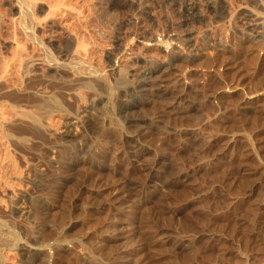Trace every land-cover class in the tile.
<instances>
[{"label": "rangeland", "instance_id": "1", "mask_svg": "<svg viewBox=\"0 0 264 264\" xmlns=\"http://www.w3.org/2000/svg\"><path fill=\"white\" fill-rule=\"evenodd\" d=\"M10 1L9 0H6V1L2 0V2L0 1V3L2 4L0 6L1 7L0 13L2 12L3 16L1 14L0 15L3 18H5L6 16L7 20L6 19L4 20L6 22L8 21V24L10 23L8 25L9 29L7 27H4L3 30H0V64L4 65V67L0 66V70L3 67L2 71H4V72H0V74L2 73L1 75H3V73H5V71L8 70L7 74L5 73V77L0 76V81H2L1 82L2 84L0 83V95L2 94L0 96L1 97L0 101L2 100L0 102V107L3 108L4 105L7 106L5 107L6 109L3 108L5 111L0 108V112L1 110H3L1 113L2 115L0 114L1 115L0 120L3 121V119L5 118L7 114L6 118L8 119V122L10 123V125H13V126H9V123H7V119H4L3 121L7 125L3 124V122H0V124H2L0 125V127L3 126L2 128L7 129V131L6 129L4 131V129L2 130L0 128V136H1L0 137V158L4 157V160L7 162L6 163L3 160V162H5L3 163L2 162L3 158H1L0 160L1 161L0 169H2L0 171L6 170L5 172L3 171L0 176L2 177V180L0 178V181L3 183L2 185V183L0 182V219L1 217H3L2 220H5L8 218L7 220L8 224L10 222L9 219H12L10 224H12V222H13V226L17 224V226L14 228L15 229L18 228L16 229V231L18 232L17 237L19 238V240L21 239L23 240L21 242L28 243L29 245L30 243L35 244L36 242L41 243V244L42 243L46 244L48 242V244H52L53 241L54 243H56V244L53 243L56 247L59 246L60 244V246L58 247L60 248L59 249L60 255L58 256L59 258L57 260V263L55 264H264V41H263L264 39L261 40L262 42L261 41L255 42L254 40H250L246 38L241 33V30H244L246 28V25H245V22H247L246 13H248L250 9L251 10L255 9V11H258L260 13L262 11L264 13V8H263L264 6L261 4V0H224V1L214 0L216 1V3L220 2V3H217L218 6L220 7L222 6V10L224 12L221 15L216 14L215 12L212 11L213 9L208 7V2H207L208 0H193L197 8L201 6V8L204 9L205 7L203 11L204 13H203V16L200 15V16L194 17L190 15L188 18H186V13H185L186 10L184 8L185 3L183 2L184 0L183 1L182 0H152V1L149 0V2L148 0L147 1L141 0L142 2L144 1L145 5L146 3H149L147 4V7H149L150 12H148V14L146 13L147 15L143 14L145 12H140L141 10L139 8L138 9L136 8L137 7L136 3H131L129 0H97V1L85 0V1H88L87 3L84 0H80V2L79 0L77 1L74 0L77 3L75 5L74 2L72 1L71 8L74 11L76 9L78 10L79 8H81L80 10L82 9L84 10V11L82 10L81 12H78V11L75 12L76 14L78 13L80 14V18L78 17L79 16L78 14L77 18H75L76 21L74 20L75 14H74V11H72V9L69 7L70 3L69 4L66 3L67 8L69 7V10L66 9L67 11L65 10L66 5H62L61 7L62 9L60 8L59 10L56 11L57 13L58 11H61L60 12L61 14L56 13L55 15L56 21L54 23L55 26L54 25H53L54 27L47 26L48 29L45 26H42V28L44 27V31L46 32V34H43L44 31H42L41 30L42 28H40L33 35V38H35L36 40L38 38L40 39L41 37V42L39 40L38 42H40L41 44L44 43L42 44L43 46H41V44L38 43L36 40H33V42L36 41V44L35 42L33 44L32 39L31 41L29 39L32 37H29L24 30L23 31L25 33L22 30L18 32L20 28H18L19 30L18 29L14 30L13 28L14 26L12 23L14 21V18L16 17L18 18L19 11H18V8H16V5L12 3L13 1L12 2ZM38 1L39 2L36 7L35 14L38 15V16L36 15L38 19L40 18L42 20V18H44L45 20L46 16L48 18V16L51 15L50 12L48 11L50 9V5L55 4L54 2H57V1L56 0L55 1L54 0H42V1L38 0ZM82 1H83V4L80 5L79 3H81ZM91 1L94 4L93 3L91 4ZM100 1L102 4L99 3ZM66 2H70V0H66ZM85 3L86 5H84ZM198 4L199 6H197ZM74 5H75V9L73 8ZM91 5H94L95 7ZM107 5L108 7H106ZM77 6L79 7L76 8ZM80 6H82L83 8ZM48 7L49 9H47ZM96 7H98V9ZM105 7L106 9H104ZM91 8L92 9L96 8V10H92ZM260 9L262 10L260 11ZM64 10L65 12H63L64 14L63 15L62 11ZM105 10H106V13L104 12ZM107 11H109L108 13L112 18L107 14ZM151 12H153L154 15ZM194 12H197V10L195 9ZM88 13H90L92 17L89 16L90 14L88 15ZM92 13H94V15H92ZM98 13L100 14L102 13V14L100 15ZM85 14L87 16H85ZM139 14L141 16H139ZM155 14L158 17V21H156L157 17ZM95 15H97L98 19H96L97 17ZM105 15L107 19H105ZM87 17L90 20H88ZM99 17L101 19L104 18L103 20L105 22L103 20H100ZM108 17L109 19L110 18L112 19V22H111V19L110 20L108 19ZM152 17H155V18H152ZM78 18L82 20H79ZM93 18L95 20H93ZM204 18L207 23L209 21L210 22L212 21V22L211 23L209 22V24H207L205 20H203ZM8 19H10V22ZM96 20H100V21H96ZM108 20L110 21L109 23H108ZM85 21H87V23ZM243 21L245 22L243 23ZM74 22H76L78 25L76 26V23L74 25ZM103 22L109 25H111L110 23H112V25L107 26V24H104L105 26H103ZM71 23L73 24V27H72L73 29L77 27L75 33L81 32L85 34L86 37L87 36L92 37L91 38L92 40H90L87 37L88 41L89 40L91 41L90 43H92V41L95 42V40L97 43L99 41L98 45L96 44V46H95L96 42L92 43L93 47L89 44L92 49H90L88 46L87 47L89 50H91V53L93 54L94 57L97 55L95 57V60L94 58L93 60L102 62V64L100 63L101 65L100 64L97 65L99 62H94L92 60L95 66L101 67L100 69L104 68L105 66V70L104 69L102 70L106 72L108 70L107 73L109 77L111 76V72L113 71L112 68L114 67V65L112 64V61H113L112 57L108 53L114 52L115 55L119 58L118 61H120L121 64L125 63V61L129 58L132 61L134 60V62H136L138 60V52H139L137 51V48L141 46V43L139 42V40L143 38L141 37V34L142 36H144V38H146L145 36H147L148 37L147 39L150 40L154 38L153 35H158L160 33L159 36L162 37V39L164 40L168 39V41H170L176 36L177 32H180L182 30L184 31V29L187 28V26L188 27L194 26L193 29L196 30L197 32L206 31V33L208 34L207 37L210 35L208 39H206L207 38L206 37L203 41L202 39H200L201 37L200 38L198 37V41H200L201 43L202 42L205 43V45L204 43L202 44L200 43L202 45V50L201 49H199L198 51L196 50L197 52H199L198 54L194 50H192L193 52L191 51L190 53V49L188 50V47H187V51H189V53L186 52L184 55L185 57L183 56L182 58L178 59L176 63L177 64L176 68L174 67L168 72H165L167 70H165L164 68H161L160 70L153 72L152 76L154 77L150 78L149 87L150 89H152V91L150 90L149 92L151 93V96L147 95L143 98L144 105H145L144 107L145 110L144 109L143 110L145 114L142 111L140 116L148 115V117L150 116L151 118L155 120L157 119L161 128L162 129L164 128L163 130L166 129L164 131L165 134H163L164 136L163 135L161 136V134L150 132L151 134L149 133L148 136L145 138V140L138 139L137 136H135V133L132 132L133 123L131 124V121L129 122L122 121L121 123L119 120V124L115 123V121L118 120V116H119L117 109H115V112L112 111V113L114 112L113 114L111 113L113 118L115 117L117 118L114 120V123L113 122L112 124L109 123L111 126L115 124L113 128H111V126L109 125L108 126L110 128L107 125H105L106 123V120H105L104 122L105 127H108L110 130L112 129L111 131L114 133L119 132L118 133L119 135L121 132V134L123 133V135H120V138H119L120 141L118 140L116 143H114L117 145L113 144L114 146H112L111 148L113 153H116L114 154L116 156L114 159L115 161H114V164L112 165L113 167L112 166L108 167L109 165L108 164L106 168L103 170V177L105 179L101 181L102 182L101 185L99 184L89 185L90 188L91 186H94L96 190L93 189V187L91 189H86L85 183L87 182H84L83 178L81 177H77L74 174H70L72 171H70L69 174H62V175L60 174L59 176L56 173L55 167H53L57 164V161H58L57 159H59L62 155H71L74 157L78 156L77 158L79 159H82V158L84 159V157H86L84 156L86 155L84 152L86 140H84L85 136L82 134L84 130V125H82L80 120L82 121L83 119H86V118L88 119L89 114L83 111L84 109L83 107L87 105L88 107H93L94 110L97 111V112L95 111V113L90 116L93 117V119L95 120L94 121L92 119V122L97 124L96 126L99 125V128L102 127L101 125L103 124V122L101 123V121H103L102 114L107 115V117L110 116V114H106L105 108H99L98 105L95 102H93L92 99H91V104H90V97L87 96V93H86L87 90L86 91L83 90L84 96L81 100L82 101L81 105L83 107L81 111H78V114H80L81 117L78 116L80 117L79 121L78 119L74 118L76 120L73 119V121L74 122L77 121V122L73 123L69 127L65 125L66 124L65 118H67L66 116L64 117L65 114L64 113L60 114L59 112H57L58 114L56 113L53 114L55 118L52 117L53 115L50 117H46L47 120L46 118H44L43 121L45 124L43 123V121H42V124L45 125V128L41 124V125H38V127L41 126L44 129L39 128L38 130L37 129L38 127L35 128L37 125L36 126L33 125L34 122L32 120H29L31 118H28L27 116H25V118L27 117V119L24 120L25 118L21 115L22 116L21 118L22 119L24 118L23 119L24 121H21L22 119L18 118V121H20L18 122L17 119L13 118V117L17 118L18 114L16 116L13 113L15 112L14 109L10 108L12 103L16 101L19 102L18 96H20V98L23 97V99L22 98L20 99V102L24 103V107H25L23 108V104L21 105L19 104L20 108L27 109L29 107L28 108L29 111L32 108L30 111L31 112L30 114H32L34 113L33 110L35 107L28 105V104H31V100H28V97L29 99L33 100V96H32L33 94L31 93V94H28L29 96L27 95V93H30L29 89L26 93H24V95L20 94L22 93L20 91L27 90L25 89L26 87H29L30 91H32L34 88L36 89L38 88V86L42 87L43 85H44L43 86L44 88L45 87L48 88V91L52 90L55 87L54 83L46 82L47 83L46 84L44 80L43 82L40 79L39 75L36 76L35 73L37 72H35L34 69H33L34 70L33 76L35 75L36 78L32 77L31 76L32 75L31 72L33 71L31 70L32 68H30L29 69L30 71H28L25 68L26 64H24L22 62L23 60L21 59L22 57L25 60L29 58V57H24L26 56L27 52L33 55L34 53L39 54L40 51L42 53L46 51L45 53L42 54V55H45L47 53V49L49 48L52 52L48 51V53L49 52H51V54L53 53V56L55 54V57L59 61L61 59H62L61 61H63L64 57L61 55L62 53H60V51L62 52V50H64L67 46H68L67 48H70L72 46L69 43V40H67L69 38L66 39L65 37V33L67 37H69L73 33L72 32L73 29L71 28ZM88 23H90V25ZM92 23H93L92 26L94 28L91 26ZM97 23L98 25H95ZM99 23H101L102 28ZM83 24H84V27L86 26L85 27L86 31L83 28ZM154 25L156 26L154 27ZM209 26H210V29H209ZM217 26L221 29L218 30ZM110 27H112L113 29ZM206 27H208L209 30L204 29ZM156 28H158L157 32H159L157 34L156 32H154V29ZM240 28L242 29L239 30ZM106 29L110 30V32H107L108 30ZM152 29H153V32H152ZM100 30H103V31L105 30V31L103 33ZM2 31H4L6 34H4V32ZM15 31L21 34V35L18 34V36H21V37H16L17 34H15L16 33ZM69 31H71V33ZM99 31L103 34L101 35ZM139 31L141 33H139ZM149 31H151L152 34ZM216 31H218L219 33L222 32L223 33L221 34L222 36ZM68 32H69V35H68ZM88 32L92 34L90 35V33ZM97 32L99 33L97 34ZM105 32L109 35H111L112 32L113 33L111 36H109V35H105L106 34ZM7 33L10 35H7ZM93 33L94 34L96 33V36L101 35V37H104L105 35L106 39L101 38V37L98 38L96 36H95L96 37L95 39ZM107 36L110 38L111 37L113 38L110 39ZM26 38L28 39L26 40ZM219 39H222V41L220 42ZM19 42H22L20 44L22 48H23L22 45H24L25 47L23 48L24 52L23 50H21L22 48L20 47ZM110 42H112L111 45H110ZM220 43L222 46H220ZM16 44L17 46H15ZM121 44L124 45V47ZM125 44L127 46H125ZM33 45L38 46V47L35 48ZM44 45L45 47L47 45V48H44ZM107 45L109 46V48L111 47L110 50L107 49L108 48ZM116 45H119V46H116ZM105 46L107 48H105ZM39 47L40 49L41 47H43L44 50L43 51L40 50ZM100 47H101V50H100ZM112 47L114 49H112ZM122 47L125 48L126 50L122 49ZM133 48L134 50H136L133 52L134 53L137 52V53L132 55V51L129 49L133 50ZM36 49L39 51L35 52ZM143 49L144 51L140 49L142 53L144 52L148 55L152 54L153 55L152 62L154 61L155 63L157 62L156 65L155 63H152L153 67L159 65L160 63L159 61H161V59L159 58L160 57L163 58V55L165 54V52L161 48L159 49L155 48V49H149V50H146L145 48ZM93 50L95 51L93 52ZM97 50L99 51L97 52ZM116 50L120 51L121 53ZM127 50H128V53H126ZM150 50L152 52H150ZM153 50L154 52L155 51L156 52L154 53ZM25 51L27 52L25 53ZM100 51L101 52L103 51L104 54L103 52L101 53ZM130 51H131L132 57L127 56L128 58H126V55L129 54L130 56ZM141 52H139V54ZM154 54L155 56H157L156 58L158 57L159 58L154 60L155 59ZM191 54L194 56H192ZM40 55L41 53L39 54V57ZM42 55L41 57H43ZM107 55L109 56L107 57ZM122 55L125 57V59ZM28 56H31V55L29 54ZM57 56H60L59 57L60 59ZM97 58L99 60H96ZM4 59L6 60V62H9V64L5 63L9 67L8 69L6 68V65L4 64L5 62ZM20 62H22V64L24 65H22ZM20 64L22 65V67L24 66L25 70H27V71L24 70L25 72H27L25 74L27 75L31 74L30 75L31 77H28L29 75L27 77L22 76V74H24L23 73L24 68H22ZM4 69H7V70H4ZM65 75H67V77L65 76L66 78L73 77L71 76L72 75L71 72H68V71H66ZM27 79L29 82L27 81ZM29 79H31L32 81ZM39 80L42 83L41 85H39L40 84ZM14 81H15V84H14ZM20 81L21 83H23L22 85L21 83H19ZM25 81H27V83ZM16 83H17V86H16ZM18 84L21 86L18 87ZM50 84L52 86H50ZM12 86L13 87L15 86V87L12 88ZM161 87H164L165 89L166 87H168V90L166 89L167 90V94L165 95L166 97L157 95V92L158 90L161 89ZM19 88H21V90ZM8 89L12 90L11 96L13 99L11 98V96H9L10 92H8V94L7 92L4 93L5 91H9ZM3 90L5 91L3 92ZM44 90H47V89H44ZM14 91L15 92L17 91V92L15 93ZM3 94L8 95L9 97L7 96L4 98V96L6 95H3ZM15 94H17V96H15ZM181 95H184L185 97L184 96L181 97ZM2 96H3V99H2ZM13 96L17 97V99ZM148 96L150 97V100ZM156 96H158V98ZM146 97L148 98L147 100H146ZM175 98H178V99H175ZM4 99L6 101H4ZM7 100L8 101L13 100V102L11 101L8 102ZM83 101H85L87 104ZM7 102L10 104V106ZM191 103L193 104V106L190 105ZM194 104H197V105H194ZM190 107H192L193 109ZM7 108L8 109L10 108L11 110L9 109V112H8ZM98 109H101V110H98ZM101 111H102V114H101ZM103 111L105 113H103ZM75 112L76 111H74V113ZM3 113L5 114V116L3 115ZM8 113H10L11 116L14 114L12 118H10L11 116H9ZM98 115L100 116V118H98L99 117ZM2 116H4V118H2ZM95 116L97 118H95ZM104 116L103 118L106 117ZM137 116L139 117V115ZM9 118H10V121H9ZM50 119L51 121H53L52 124H50L51 122L49 121ZM11 120L13 121L15 120V121L12 122ZM47 121L49 123H46ZM17 122L20 125H18ZM32 125L34 128L32 127ZM48 125H50V127H48ZM164 125L167 128H165ZM9 127L10 129H8ZM31 128L33 129L32 131H31ZM68 128L69 129L73 128L72 133H74L77 130L75 132L76 134L74 133L76 135L75 137L74 136L70 137L66 135L65 130ZM174 128L176 129L178 128L177 130L179 131L181 130L183 132V135L181 136V138L179 137L180 138L179 141L178 139H173V138L170 139L168 136L166 138V135L171 133L170 131L176 130ZM34 129H35V135L33 133ZM36 129L40 132L41 130H43L42 134L40 135V133H38ZM11 130H12V134H11ZM20 130H21V133H23L24 131L22 135L20 134ZM44 130L45 131L47 130L49 132L46 131L47 132L46 133ZM124 130L126 131V133ZM8 132L12 136H14L13 134H15L14 136L15 138H17L16 136H18V138L19 136L20 137L25 136L27 140H25V138L21 140L22 139L21 137L19 138L21 140L20 141L21 143H20L18 138L14 140V138L10 135L11 139L13 138V140H11ZM25 132H26V135H25ZM44 132L46 133L45 139L41 138L42 135H45ZM48 133L50 136L48 135ZM52 133L54 135L53 137L55 138V140L52 137ZM80 134H82L84 137L81 138L82 135ZM37 135L38 137L40 136L41 137L38 139V137L36 138ZM8 136L11 141L6 139L8 138ZM30 136L32 137L30 138ZM61 136H64V138ZM121 137H122V141H121ZM134 137L136 138V140H134L135 139ZM32 138H34V141L38 139L39 140V141L37 140L38 143L37 142L33 143V140L31 141ZM165 138L166 140H164ZM61 139L63 140L64 143L61 141ZM70 139H73V140H70ZM24 140L27 141L28 146L30 145L29 147H31V149H29L26 143H24L25 142ZM53 140L56 142L52 143ZM161 141L162 143H165L166 145L164 147L166 149H163V151H161L162 149H158ZM69 142H71L70 144L71 147H69L70 146ZM8 144H10L9 147H8ZM12 144L13 146L11 147ZM15 144L17 145L19 144V145L17 146ZM58 144H60L61 147L60 145L58 146ZM38 145L39 147H41V149L40 148L39 149L42 152L38 150ZM52 146H54V148ZM10 147L12 148V150ZM13 147L16 149H13ZM27 148L29 150H27ZM64 148L66 149L68 148V149L66 150ZM156 148H157V151H156ZM34 149L38 150L37 152L39 154L38 153L36 154V151ZM53 149H55L54 152H53ZM70 149H71V152L68 154ZM114 149L115 150L118 149L117 150L118 152L115 151ZM14 150H17V151H14ZM58 150L60 152H58ZM2 151H5L6 154ZM8 151L9 153H7ZM31 151L34 152L33 156H31L33 154V152ZM81 151L83 152L80 153ZM10 152L13 155H11ZM15 152H16V155H15ZM43 152H45V155ZM77 152L78 154H80V156L77 154ZM56 153L58 156L56 155ZM22 154H24L25 156L23 155L24 156L23 157ZM50 154H51V157H50ZM81 154L83 157L81 156ZM120 154L125 157H122ZM26 155L28 156L26 157ZM42 155H43L42 157L43 159L42 158L39 159V157H41ZM44 157L46 159H44ZM55 157H57L56 160H55ZM117 157L118 159H116ZM7 158L9 159V161ZM10 158L12 159L13 163L15 162V165L18 163H21L20 166L19 164L16 166L15 165L13 166V163L11 162ZM121 158L123 161L121 160ZM22 159H24V162ZM41 159L45 160V162L47 163H45L44 161H41ZM50 160H53L54 162L52 161L53 162L52 163ZM27 161L30 163V165L26 167V165L29 164ZM50 162L54 165L51 166L52 164ZM48 163L50 166H48ZM3 165H4V169H3ZM115 165L118 167H116ZM6 166H9V167H6ZM17 166H19V169L20 167L21 168L23 167L22 168L23 172L20 169L21 172L23 173L22 174L20 172L21 173L20 176L22 177L19 176V173H18L19 169L16 168ZM10 167L11 168L14 167V169L12 170ZM8 168H10L12 172L14 171V173H15V168H16L17 174H13V173L11 174V171L10 169L8 170ZM26 168L27 169L29 168V169L27 170ZM7 170L9 172H7ZM24 171L26 172V174ZM27 171L28 172L30 171V172L28 173ZM6 174L10 176V178L7 177ZM45 174L47 176H45ZM11 175H13L14 177H12ZM73 176H75L76 178ZM5 178L7 180L10 179L11 182L9 180L8 182L7 180H5ZM80 178L82 180H80ZM15 179H18V181L21 180V182H18L17 184V180ZM43 180H46L47 182ZM25 182L27 183L26 186L24 185L26 184ZM13 183H15L17 187L13 185ZM39 183H41L40 186L38 185ZM6 184L8 186H6ZM130 184L132 185V187H130L131 186ZM1 185L4 187V190L2 189L3 187ZM81 187L82 189L85 188V190L83 191ZM97 187L101 189L100 192L102 193V195L100 192L98 194L99 189H97ZM25 188L29 190L30 193H32V195L29 193L27 194V191L24 190ZM60 189L62 190L60 191ZM13 190H14V193H13ZM80 190L83 192H81ZM16 191L18 194L15 193ZM77 191L78 192L80 191V193H78ZM24 193L26 194L24 195ZM64 193L67 195H65ZM65 196L67 198H64ZM72 196L76 198L74 197L72 198ZM34 198L35 199L37 198L36 202H34L33 200ZM54 198L56 199V201L65 203L64 206H66V208L69 209V211H71L72 213V214L70 213L69 218L66 219L64 225H68L69 222L71 221L70 219L74 220L73 217L75 218L76 216L75 219L77 220V222L75 226L73 227L74 229L72 228L71 231L67 233H62V235L61 234L59 235V233H57L59 230L55 229L51 231V233L49 232L50 234L49 236H47L48 239L45 238V242L47 240L46 243L43 242L44 241L43 239L42 240L40 239L42 242L40 240L35 241L37 240L36 239L37 236L35 233L37 229H35V227L38 228L39 226L38 224L39 218L37 216V213L35 212H37L39 208L44 207L47 203L50 204V203L56 202ZM71 199H72V202L74 201L75 202L74 203L70 202ZM76 200L79 203H77ZM93 201L95 203H93ZM98 202L101 204V206ZM62 203L61 205H63ZM95 204H97V206ZM98 204L100 207L98 206ZM83 205L85 207H83ZM67 206H70V207H67ZM80 207L86 210L84 209L82 210V208ZM13 210L16 213L15 212L13 213ZM18 211H20V213ZM11 213H13L14 215ZM18 213L21 215L19 216L22 219L18 216ZM71 215H72V218L70 217ZM13 216H16V217L13 218ZM34 216L36 218H34ZM26 220H29V221H26ZM21 223H22V226L19 227L18 225H21ZM34 223L35 224L37 223V224L35 225ZM27 225L31 227V229L28 228ZM24 226L26 227V231L24 229ZM20 228L22 229V231L19 230ZM27 230L28 231L30 230V232L33 231L34 233L32 232L31 233L34 235L32 236V234H30V232H28ZM71 232H74V233H71ZM27 234L31 235V237L28 235L30 237L29 238ZM55 234H56V238H55ZM53 235L54 237H51ZM58 235L61 236L60 237L61 241L60 239H57ZM23 236L27 238L26 240L29 241L30 243L27 242ZM34 236H35V239L33 238ZM22 237L24 239H22ZM31 238L33 239V241ZM52 238L57 239V241L53 240ZM102 240L103 242H101ZM62 241L64 244H61ZM14 249L18 250V247H15ZM14 249H11V250L16 251ZM8 250L10 249H7V248L0 249V255H2V257L3 256L7 257L10 255L9 257L10 260L11 258H13L14 260L12 261H14L15 264L16 263L22 264V261L24 260L23 259L24 256L20 254V251L18 250L17 252H13V253L12 251H10L9 255L2 254L4 252L7 253Z\"/></svg>", "mask_w": 264, "mask_h": 264}, {"label": "bare ground", "instance_id": "2", "mask_svg": "<svg viewBox=\"0 0 264 264\" xmlns=\"http://www.w3.org/2000/svg\"><path fill=\"white\" fill-rule=\"evenodd\" d=\"M1 2H2V0H0ZM6 1V0H5ZM10 1V0H9ZM13 1V2H12ZM42 1V0H41ZM55 1V0H54ZM57 2H54L55 4H53V5H50V9H49V7L47 8V9H49L48 11L50 12V14L51 15H49L48 16V18H47V16L45 17L46 19L44 20V18H42V20L40 21L39 19H38V15L37 14H35V10H36V7H37V5H38V0H11L10 2H12V3H14L15 5H16V8H18V11H19V15H18V18L16 17V18H14V21H13V28H14V30H16V29H18V28H20V30L18 31V32H20L21 30L23 31H25L26 33H27V35L29 36V37H32V38H29L30 39V41H31V39H32V42H33V40H36L35 38H33V35L35 34V32L38 30V29H40V28H42V26H45L46 28H47V26H49V27H51V26H53L54 25V23H55V15H56V11L57 10H59L61 7H62V5H66V3H70L69 4V7L71 8L72 7V1L74 2V4L76 5V3L77 2H75L74 0H70V2H66V0H56ZM77 1V0H76ZM85 1V0H84ZM89 1V0H88ZM88 1H85L86 3L88 2ZM92 1H94V0H92ZM91 1V4L93 3ZM95 1H97V0H95ZM131 3H136V5H137V9L139 8L141 11L140 12H145V13H143V14H148V12H150V9H149V7H147V4H149V3H146V5L144 4V1L142 2L141 0H129ZM145 1H147V0H145ZM152 1V0H151ZM183 1V0H182ZM224 1V0H223ZM263 1V2H262ZM53 2V1H52ZM79 2H80V0H79ZM106 2V1H105ZM148 2H149V0H148ZM157 2V1H156ZM185 4H184V8H185V13H186V18H188L190 15H192V16H194V17H196V16H200V15H202L203 16V11H204V9H205V7L204 6H202V7H204V9H202L201 8V6L199 7V8H197L196 7V4H195V2L193 1V0H184L183 1ZM208 2V7L209 8H211V9H213L212 11L213 12H215L216 14H222L224 11L222 10V6L220 7V6H218V4L217 3H220V2H217L216 3V1H214V0H208L207 1ZM86 3L84 4V5H86ZM99 3H101V1L99 2ZM108 3V2H107ZM198 3V2H197ZM205 3H206V1H205ZM228 3V2H227ZM226 3V4H227ZM6 4V3H5ZM80 5H82L83 4V1L81 2V3H79ZM89 4V3H88ZM87 4V5H88ZM94 4V3H93ZM102 4V3H101ZM152 4V3H151ZM150 4V5H151ZM153 4H154V2H153ZM157 4H159V3H157ZM226 4H224V5H226ZM261 4L264 6V0H261ZM2 4L0 3V6H1ZM3 5H4V3H3ZM48 5V4H47ZM75 5H74V9H75ZM84 5H83V7H84ZM90 5V4H89ZM201 5V4H200ZM13 6V5H12ZM91 6H94V5H91ZM103 6V5H102ZM152 6V5H151ZM150 6V7H151ZM160 6V5H159ZM197 6H199V4L197 5ZM39 7V6H38ZM65 7V6H64ZM64 7H63V9H64ZM69 7L67 8V5H66V8H65V10L66 9H68L69 10ZM79 6H77L76 8H78ZM80 7H82V6H80ZM82 7V8H83ZM95 7V6H94ZM106 7H108V5L106 6ZM106 7L104 8V9H106ZM208 7H207V9H208ZM1 8V7H0ZM86 8H88V7H86ZM85 8V9H86ZM97 9H98V7H96ZM96 8H94V9H92V10H96ZM100 8V7H99ZM261 8H262V6H261ZM264 8V7H263ZM62 9V8H61ZM72 9V8H71ZM81 8H79L78 10L76 9L75 11L72 9V11H74V14H75V16H74V20H75V18H77V16H78V14H76L75 12L76 11H78V12H81L82 10H80ZM89 9H90V7H89ZM111 9V8H110ZM197 10V12H194V10ZM206 9V10H207ZM65 10L64 11H62V14H63V12H65ZM88 10V9H87ZM91 10V11H92ZM108 10V9H107ZM155 10V9H154ZM153 10V11H154ZM184 10V9H183ZM205 10V11H206ZM249 10V9H248ZM262 9H260V11H261ZM2 11V10H1ZM17 11V12H18ZM67 11V10H66ZM84 11V10H83ZM86 11V10H85ZM102 11V10H101ZM109 11H111V10H109ZM109 11H107V14L109 15ZM158 11V10H157ZM48 12V13H49ZM61 11H58V13L59 14H61L60 13ZM95 12V11H94ZM105 13H106V10L104 11ZM218 12H220V13H218ZM47 13V12H46ZM57 13V14H58ZM68 13H70V12H68ZM91 13V12H90ZM90 13H88V15L90 14ZM97 13V12H96ZM112 13V12H111ZM151 13H153V12H151ZM156 13V12H155ZM160 13V12H159ZM197 13V14H196ZM261 13H263L262 11H261ZM260 12H258V11H255V9L253 10H249L248 11V13H246L247 14V22H245V21H243V23L245 22V25H246V28L244 29V30H241L242 28H240L239 30H241V33L246 37V38H248V39H250V40H254L255 42H259V41H261V40H263L264 39V13L263 14H261ZM1 15H2V12L0 13ZM84 14V13H83ZM87 14V13H86ZM85 14V16H87ZM98 14H100V13H98ZM102 14V13H101ZM100 14V15H101ZM142 14V13H141ZM146 14V15H147ZM199 14V15H198ZM1 15H0V30H3L4 29V27H7L8 29H9V24H8V21L6 22L4 19H6V16H5V18H3V17H1ZM37 15V16H36ZM47 15V14H46ZM64 15V14H63ZM81 15H82V13H81ZM92 15H94V13H92ZM104 15V14H103ZM115 15V14H114ZM153 15H154V13H153ZM156 15V14H155ZM159 15V14H158ZM165 15H167V14H165ZM3 16V15H2ZM45 16V15H44ZM84 16V15H83ZM89 16H91V14L89 15ZM88 16V17H89ZM96 17H97V15H95ZM110 16V15H109ZM139 16H141L140 14H139ZM142 16H144V15H142ZM15 17V16H14ZM37 17V18H36ZM58 17V16H57ZM56 17V18H57ZM79 18H80V14H79V16H78ZM88 17H87V19H88ZM92 17V16H91ZM95 17V18H96ZM101 17V16H100ZM99 17V18H100ZM111 17V16H110ZM115 17V16H114ZM118 17V16H117ZM132 17V16H131ZM135 17V16H134ZM146 17V16H145ZM156 17H157V15H156ZM60 18V17H59ZM78 18V19H79ZM83 18H85V17H83ZM90 18V17H89ZM112 18V17H111ZM110 18V19H111ZM138 18V17H137ZM144 18V17H143ZM152 18H155V17H152ZM202 18V17H201ZM207 18V17H206ZM16 19V20H15ZM39 21H38V20ZM78 19H77V21H78ZM96 19H98V17L96 18ZM104 19V18H103ZM103 19H101L100 18V20H103ZM105 19H107V17H106V15H105ZM108 19H109V17H108ZM109 19V20H110ZM146 19V18H145ZM148 19V18H147ZM150 19V18H149ZM192 19H193V17H192ZM197 19V18H196ZM246 19V18H245ZM7 20V19H6ZM9 20V22H10V19H8ZM58 20V19H57ZM79 20H82V19H79ZM85 20V19H84ZM88 20H90V19H88ZM91 20H92V18H91ZM93 20H95L94 18H93ZM100 20H96V21H100ZM108 20V23L110 22ZM114 20V19H113ZM118 20V19H117ZM154 20V19H153ZM189 20V19H188ZM200 20V19H199ZM203 20H205V18L203 19ZM76 21V20H75ZM104 21V20H103ZM156 21H158V17H157V20ZM155 21V22H156ZM209 21V20H208ZM12 22V21H11ZM83 22V21H82ZM86 23H87V21H85ZM88 22H90V21H88ZM94 22V21H93ZM105 22V21H104ZM103 22V26H105L104 24H107V23H104ZM111 22H112V19H111ZM138 22V21H137ZM205 22H206V20H205ZM210 22V21H209ZM209 22L207 23V24H209ZM212 22V21H211ZM210 22V23H211ZM73 23V22H72ZM71 23V28L73 27V24ZM75 23L76 22H74V25H75ZM79 23V22H78ZM84 23V22H83ZM95 23V22H94ZM116 23V22H115ZM154 23V22H153ZM247 23V24H246ZM57 24V23H56ZM82 24V23H81ZM89 25H90V23H88ZM100 24V26H101V28H102V25H101V23H99ZM111 25H112V23H110ZM131 24V23H130ZM133 24V23H132ZM148 24V23H147ZM78 24L76 23V26H77ZM80 25V24H79ZM86 25V24H85ZM88 25V26H89ZM93 25V23L91 24V26ZM95 25H98V23L97 24H95ZM109 24H107V26H108ZM111 25H109V26H111ZM55 26V25H54ZM53 26V27H54ZM87 26V27H88ZM106 26V27H107ZM115 26V25H114ZM150 26V25H149ZM156 25H154V27H155ZM178 26V25H177ZM12 27V26H11ZM86 27V26H85ZM85 27H84V24H83V28H84V30H85ZM90 27V26H89ZM93 27V26H92ZM98 27V26H97ZM116 27V26H115ZM119 27V26H118ZM193 27L194 26H187V28H185L184 29V31L182 30V31H180V32H177V34H176V38L174 37L172 40H170V41H168V39L167 40H164V39H162V37H160L159 35H160V33L159 32H157V29L158 28H156V29H154V32H156V34L157 33H159L158 35H153V39H150V40H148L147 38V36H145L146 38H144V36H142V34H141V37H143L142 39H140L139 40V42L141 43V48L140 47H136L137 48V51H139V52H141L140 51V49L141 50H143L144 51V49L143 48H145L146 50H149V49H155V48H157V49H159V48H161L164 52H165V54L163 55V58H159V59H161V61H159L158 63H159V65H157V66H155V67H153V65H152V63H155V61L154 62H152L153 61V55L152 54H146V53H140L139 54V52H138V60L136 61V62H134V60L132 61L130 58L129 59H127L126 61H125V63H123V64H121L120 63V61H118V57L115 55V53L114 52H109L108 54L112 57V64L114 65V67L112 68V72H111V76L109 77V75H108V70H107V72L106 71H104L105 70V66H104V68H102V69H104V70H102V69H100L101 67H98V66H95V64L93 63V61L95 60V57L97 56H93V54L91 53V50H89L88 49V47L90 48V49H92L91 48V46L93 47V44L92 43H95L96 42V40H95V42H93L92 41V43H90L91 41L90 40H92L91 38L92 37H88L90 40L88 41V39H87V37H86V35L85 34H83V33H81V32H77V33H75V31H76V28L77 27H75V29H73V35L71 34L69 37H67V35H66V33H65V37H66V39L67 38H69V39H67V40H69V43L72 45H70L69 47L70 48H63L64 50H62V52L60 51V53H62L61 55L64 57L63 58V61H59L56 57H55V54H54V56H53V53L51 54V50L48 48L47 49V53L45 54V55H42L43 53H45V52H39V54L41 53V55L43 56V57H41V55H40V57H39V54L38 53H34L33 55L31 54V53H28L27 51H25V53H26V56H24V57H29V58H27L26 60L25 59H23V57H22V59L21 60H23L22 62L24 63V64H26L25 66V68L28 70V71H30L29 69L30 68H32L31 70H35V72H37V73H35L36 74V76L37 75H39V77H40V79L43 81H45V83L47 82H49V83H54L55 84V87L52 89V90H49L48 91V88H44L43 86V88L44 89H47V90H44L41 86H38V88H34L32 91H30V88L29 87H26L25 89H27V90H22V91H20V92H22V93H20V94H23L24 95V93H26L27 91H28V89H29V92L30 93H27V95L28 94H33L32 96H33V100L32 99H29V97H28V100H31V104H28V105H31V106H33V107H35L34 108V110H33V112L34 113H32V114H30L31 112V109H30V111H29V107L27 108V109H22V108H20V105L21 104H23V108H25L24 107V103H21L20 102V99L22 98L23 99V97H21L20 98V96H18L19 97V102H14V103H12L11 104V107L10 108H13L14 109V111L15 112H13L16 116H17V114H18V116H17V118L16 117H13V118H15V119H17V121H18V118H20V119H22L21 117L23 116L24 118H25V116H27L28 118H31V119H29V120H32L33 122H34V124L33 125H37L35 128H37L38 127V125H41L42 124V121H43V119L44 118H46V117H50V116H52L53 114H58L57 112H59L60 114L61 113H64L65 115H64V117L66 116L67 118H65L66 120H65V122H66V124L65 125H67L68 127L69 126H71L73 123H75V122H77V121H73V119L74 118H76V119H78V121H79V119H80V117H81V115L80 114H78V111H81V109H82V105H81V103H82V98H83V90H87L86 91V93H87V96H89L90 97V104H91V99L93 100V102H95L97 105H98V107L99 108H105V112H106V114H110V116H108L107 117V115H105V114H102V111H101V114H102V119H103V121H101V123L103 122V124L101 125L102 127H100L99 128V125L98 126H96L97 124H95L94 122H92V119H93V117H91L90 115H92V114H94L95 113V111L96 110H94V108L93 107H88L86 104V100L85 101H83V102H85L86 104V106L85 107H83L84 109H83V111L84 112H87L88 114H89V118L87 119H83L82 121L80 120V122L82 123V125H84V130H83V132H82V134L85 136H83L82 134H80V135H82L81 136V138H83L84 137V140H86L85 141V154L86 155H84V156H86V157H84V159L82 158V159H79V158H77V157H74V156H71V155H62L59 159H57L58 161H57V164L55 165V166H53L54 164H52L54 161L53 160H50L51 162V166H53V167H55V170H56V173L60 176V174L62 175V174H69L70 173V171H72L70 174H74L75 176H77V177H81V178H83V181L84 182H87V183H85L84 185H85V188L86 189H91L92 187H93V189H95L94 188V186H91V188L89 187V185H94V184H99V185H101V181L103 180V179H105L104 177H103V170L106 168V166L108 165V167H110V166H112L113 164H114V159H115V155L114 154H116V153H113V151H112V146H114V145H117V144H114V143H116L118 140H119V138H120V135H123V133L121 134V132H120V135L118 134V133H114V132H112L109 128V126H111L110 124H112V122L114 123V120L115 119H117L116 117L115 118H113L112 117V114L115 112V109H117V111H118V114H119V116H118V120H116L115 121V123L116 124H119V120H120V122L122 123V121L123 122H129V121H131V124L133 123V129H132V132L133 133H135V136H137V138L138 139H140V140H145V138L148 136V134L150 133V132H154V133H157V134H161V136L163 135V134H165V130H163L162 128H161V126H160V124L158 123V121H157V119L155 120V119H153V118H151L150 116L148 117V115L147 116H144V115H142V116H140V114H141V112L143 111V113H144V107H145V105H144V97L145 96H147V95H150L151 96V93L149 92L150 90L152 91V89H150V87H149V83H150V78L151 77H154V76H152V74H153V72H155V71H157V70H160L161 68H164L165 70H167V71H165V72H168V71H170L172 68H176V63H177V61H178V59H180V58H182L184 55H185V53L187 52V53H189V51H187V47H188V50L190 49V53H191V51L192 50H194V51H198L199 49H201L202 50V43H204V42H200V41H198V37L200 38V39H202V41L207 37V33H206V31H204V32H202V31H196V30H194L193 29ZM218 27V26H217ZM7 28H5V29H7ZM94 28V27H93ZM104 28V27H103ZM110 28H112V27H110ZM153 28V27H152ZM175 28V27H174ZM48 29V28H47ZM87 29V28H86ZM97 29H99V28H97ZM96 29V30H97ZM113 29V28H112ZM149 29V28H148ZM204 29H208V27H206V28H204ZM209 29H210V26H209ZM208 29V30H209ZM219 29H221V28H219L218 27V30ZM42 31H44V27L41 29ZM52 30H54V29H52ZM78 30H80V29H78ZM77 30V31H78ZM88 30V29H87ZM94 30V29H93ZM106 30H108V29H106ZM135 30V29H134ZM156 30V31H155ZM202 30V29H201ZM207 30V31H208ZM23 31V32H24ZM71 31H69L70 33H71ZM86 31V30H85ZM84 31V32H85ZM95 31V30H94ZM98 31V30H97ZM100 31H102L103 33H104V31L103 30H100ZM99 31V32H100ZM113 31V30H112ZM115 31V30H114ZM118 31V30H117ZM159 31V30H158ZM178 31V30H177ZM212 31V30H211ZM222 31V30H221ZM220 31V32H221ZM2 32H4V31H2ZM7 32V31H6ZM9 32H10V30H9ZM11 32H12V30H11ZM16 32V31H15ZM18 32H16L15 34H17L16 35V37H21V36H18ZM23 32H21V33H23ZM24 32V33H25ZM69 32H68V35H69ZM90 32H91V30H90ZM90 32H88V33H90ZM93 32V31H92ZM99 32H97V34L99 33ZM107 32H110V30H108ZM142 32H143V30H142ZM145 32V31H144ZM149 32H151V31H149ZM152 32H153V29H152ZM152 32H151V34H152ZM172 32V31H171ZM182 32V33H181ZM202 32V33H201ZM216 32H218V31H216ZM103 33H101L100 32V34L102 35ZM106 33V32H105ZM113 33V32H112ZM112 33H111V35H112ZM139 33H141L140 31H139ZM219 33V32H218ZM3 34V33H2ZM4 34H6L5 32H4ZM11 34H13V33H11ZM39 34V33H38ZM38 34H36V35H38ZM42 34V33H41ZM43 34H46V32L44 31L43 32ZM42 34V35H43ZM92 33H90V35H91ZM94 34V33H93ZM154 34V33H153ZM220 35L221 34H223L222 32L221 33H219ZM239 34V33H238ZM7 35H10V34H8L7 33ZM19 35H21V34H19ZM26 35V36H27ZM63 35V34H62ZM89 35V36H90ZM101 35H99V36H96V33L94 34V37L96 36V37H101ZM105 35H109V34H105ZM105 35H104V37H101V38H105L106 39V37H105ZM111 35H109V36H111ZM114 35V34H113ZM117 35V34H116ZM135 35V34H134ZM146 35H147V33H146ZM150 35V34H149ZM45 36V35H44ZM115 36V35H114ZM140 36V35H139ZM151 36V35H150ZM149 36V37H150ZM210 36V35H209ZM209 36L206 38V39H208L209 38ZM222 36V35H221ZM238 36H240V35H238ZM243 36V37H244ZM11 37H12V35H11ZM64 37V38H65ZM96 37H95V39H96ZM108 37V36H107ZM116 37H118V36H116ZM165 37H166V35H165ZM170 37H172V36H170ZM220 37V36H219ZM224 37V36H223ZM242 37V36H241ZM9 38V37H8ZM28 38H26V40L28 39ZM108 38H110V37H108ZM111 38H113V37H111ZM110 38V39H111ZM125 38V37H124ZM138 38V37H137ZM151 38V37H150ZM221 38V37H220ZM14 39V38H13ZM94 39V38H93ZM120 39H122V38H120ZM147 39V40H146ZM24 40V39H23ZM38 40L41 42V37H40V39L38 38L36 41L38 42ZM126 40V39H125ZM36 41H34L35 42V44H36ZM107 41V40H106ZM114 41H116V40H114ZM124 41V40H123ZM219 41L221 42L222 41V39H219ZM219 41H218V43H219ZM264 41V40H263ZM15 42V41H14ZM18 42V41H17ZM27 42V41H26ZM34 42H33V44H34ZM40 42H38V43H40ZM101 42V41H100ZM103 42V41H102ZM109 42V41H108ZM262 42V41H261ZM22 42H19V45L21 44ZM24 43V42H23ZM68 43V42H67ZM98 43H99V41H98ZM98 43L96 42L95 43V46H96V44L98 45ZM111 43L112 42H110V45H111ZM114 43V42H113ZM120 43H122V42H120ZM120 43H119V45H120ZM125 43V42H124ZM123 43V44H124ZM201 43V44H200ZM27 44V43H26ZM25 44V45H26ZM41 44V43H40ZM42 44H44V43H42ZM41 44V46H43ZM46 44V43H45ZM91 46H90V45ZM101 44V43H100ZM99 44V45H100ZM115 44V43H114ZM222 44H223V42H222ZM18 45V46H19ZM32 45V44H31ZM39 45V44H38ZM67 45H69V44H67ZM119 45H116V46H119ZM122 45V44H121ZM204 45H205V43H204ZM208 45V44H207ZM262 45V44H261ZM13 46V45H12ZM15 46H17V44L15 45ZM23 46V48H25L24 47V45H22ZM29 46H30V44H29ZM35 48L36 47H38V46H35V45H33ZM40 46V45H39ZM88 46V47H87ZM94 46V47H95ZM101 46V45H100ZM108 46V45H107ZM123 47H124V45H122ZM125 46H127L126 44H125ZM139 46V45H138ZM220 46H222L221 45V43H220ZM225 46V45H224ZM20 47H21V45H20ZM99 47V46H98ZM122 47V49H125V48H123ZM210 47V46H209ZM22 48V47H21ZM21 49V50H23V52H24V49ZM28 48V47H27ZM26 48V49H27ZM34 48V49H35ZM43 47H41V49H40V47H39V49L40 50H44V48H47V45H46V47H45V45H44V48L42 49ZM105 48H107L106 46H105ZM111 48V47H110ZM110 48H109V46H108V48L107 49H109L110 50ZM127 48H129V47H127ZM135 48V49H136ZM140 48V49H139ZM205 48V47H204ZM207 48H208V46H207ZM31 49H33V48H31ZM58 49V48H57ZM94 49V48H93ZM96 49H98V48H96ZM112 49H114L113 47H112ZM121 49V50H122ZM213 49V48H212ZM15 50V49H14ZM100 50H101V47H100ZM118 50H120V49H118ZM118 50H116V51H118ZM126 50V49H125ZM124 50V51H125ZM129 50H131L132 51V55L133 54H136L137 52H133V51H136V50H134V48H133V50L132 49H129ZM31 51V50H30ZM36 51H39V50H35V52ZM48 51H51V52H49L48 53ZM95 50H93V52H94ZM99 50H97V52H98ZM105 51V50H104ZM108 51V50H107ZM131 51H130V56H129V54L128 55H126V58H128V57H132L131 56ZM196 51V53L198 54L199 52H197ZM203 51H204V49H203ZM32 52H34V51H32ZM101 52V51H100ZM103 52V51H102ZM101 52V53H102ZM118 52H120V51H118ZM146 52V51H145ZM150 52H152L151 50H150ZM153 52H154V50H153ZM156 52V51H155ZM154 52V53H155ZM193 52V51H192ZM18 53V52H17ZM24 53V54H25ZM59 53V52H58ZM59 53V54H60ZM96 53V52H95ZM106 53V52H105ZM121 53V52H120ZM123 53V52H122ZM126 53H128V50H127V52ZM148 53H149V51H148ZM195 53V52H194ZM195 53V54H196ZM20 54V53H19ZM22 54V53H21ZM31 55V56H28V55ZM38 54V55H37ZM98 54H100V53H98ZM103 54H104V52H103ZM157 54V53H156ZM38 56V57H36V56ZM109 55H107V57L109 56ZM192 55V54H191ZM123 56V55H122ZM128 56V57H127ZM154 56H155V54H154ZM189 56V55H188ZM192 56H194V55H192ZM58 58L60 57V56H57ZM124 57V56H123ZM133 57H135V56H133ZM137 57V56H136ZM157 56H155L154 58V60H156V59H158V58H156ZM185 57V56H184ZM190 57V56H189ZM5 58V57H4ZM7 58V57H6ZM18 58V57H17ZM62 58V57H61ZM93 58H94V60H93ZM191 58V57H190ZM193 58V57H192ZM60 59V58H59ZM124 59H125V57H124ZM133 59V58H132ZM137 59V58H136ZM2 60V59H1ZM11 60V59H10ZM93 60V61H92ZM96 60H99L98 58L96 59ZM111 60V59H110ZM4 64L6 63V64H9V62H6V60L4 59ZM16 61V60H15ZM25 61V62H24ZM18 62V61H17ZM22 62H20L21 64H22ZM94 62H99V61H94ZM111 62V61H110ZM102 64V62L100 61L97 65H99V64ZM120 63V64H119ZM5 64V65H6ZM13 64V63H12ZM20 64V65H21ZM24 64H22V65H24ZM100 64V65H101ZM157 64V62L155 63V65ZM11 65V64H10ZM22 65H21V67H22ZM0 66H3L4 67V65H1L0 64ZM15 66V65H14ZM17 66H19V65H17ZM16 66V67H17ZM103 66V65H102ZM110 66V65H109ZM112 66V65H111ZM3 67L1 68V70H0V72H4V71H2V69H3ZM6 68L8 69L9 67L6 65ZM22 68H24V66L22 67ZM25 68L23 69V71L25 70ZM7 69H4V70H7ZM109 69V68H108ZM17 70V69H16ZM27 70H25V71H27ZM34 70L31 72V76L32 77H34V78H36V76L34 75L33 76V74H34ZM8 71V70H7ZM7 71H5V73L7 74ZM9 71H10V69H9ZM11 71H13V70H11ZM22 71V72H23ZM23 72L24 74L25 73H27V72ZM66 71H68V72H71V76H73L72 78H70L69 76V78H66L67 77V75H65V73H66ZM163 71V70H162ZM22 72H21V74H22ZM164 72V71H163ZM5 73H3V75H1L0 74V76L2 77H5ZM9 73V72H8ZM11 73V72H10ZM29 73V72H28ZM106 73H107V75H106ZM17 74V73H16ZM22 74V76H28L27 74ZM28 76V77H31V76ZM215 75V74H214ZM7 76V75H6ZM8 76H9V74H8ZM66 76V77H65ZM109 78H108V77ZM156 76V75H155ZM33 78V79H34ZM20 79V78H19ZM22 79H23V77H22ZM21 79V80H22ZM25 79V78H24ZM2 80V79H1ZM29 80H31V79H29ZM35 80V79H34ZM37 80V79H36ZM152 80V79H151ZM8 81V80H7ZM27 81H28V79H27ZM27 81H25L26 83H27ZM32 81V80H31ZM40 81V80H39ZM43 81V82H44ZM2 81H0V83H1ZM11 82V81H10ZM24 82V83H25ZM29 82V81H28ZM35 82V81H34ZM33 82V83H34ZM17 83H18V81H17ZM17 83H16V86H17ZM19 83H21V81L19 82ZM46 83V84H47ZM151 83H152V81H151ZM157 83V82H156ZM2 84V83H1ZM12 84V83H11ZM14 84H15V81H14ZM23 83H21V85H22ZM28 84H30V83H28ZM36 84V83H35ZM42 83H41V81H40V84L39 85H41ZM21 85H19L18 84V87L19 86H21ZM33 85V84H32ZM155 85V84H154ZM153 85V86H154ZM157 85V84H156ZM168 85V84H167ZM11 86V85H10ZM25 86V85H24ZM23 86V87H24ZM50 86H52L51 84H50ZM2 87V86H1ZM5 87V86H4ZM8 87H9V85H8ZM15 87V86H14ZM13 86H12V88H14ZM32 87V86H31ZM165 87V86H164ZM164 87H161V89L160 90H158V92H157V95H159V96H165L166 94H167V90H168V87H166V89L164 88ZM11 88V89H12ZM99 88H100V90H99ZM153 88V87H152ZM158 88H160V87H158ZM9 90V91H5V90H3V92L4 93H6L7 92V94H8V92H10L9 93V96H11L12 94H11V91L12 90ZM16 89V88H15ZM15 89H13V90H15ZM20 90H21V88H19ZM24 89V88H23ZM32 89V88H31ZM102 90H104V91H102ZM156 90V89H155ZM192 90V89H191ZM15 92V91H14ZM17 92V91H16ZM15 92V93H16ZM169 92V91H168ZM2 93V92H1ZM18 93V94H19ZM105 93V94H104ZM153 93V92H152ZM156 93V92H155ZM19 94V95H20ZM169 94V93H168ZM179 94V93H178ZM183 94V93H182ZM2 95V94H1ZM0 95V96H1ZM3 95H6V94H3ZM14 95V94H13ZM27 95H26V97H27ZM153 95H155V94H153ZM175 95V94H174ZM185 95V94H184ZM184 95H181V97L182 96H184ZM8 95H6V96H4V98L5 97H7ZM8 96V97H9ZM15 96H17V94H15ZM15 96H13V97H15ZM29 96V95H28ZM85 96H86V94H85ZM172 96V95H171ZM176 96H178V95H176ZM149 97V96H148ZM154 97V96H153ZM157 98H158V96H156ZM166 97V96H165ZM173 97H175V96H173ZM180 97V98H181ZM185 97V96H184ZM1 98V97H0ZM11 98H12V96H11ZM16 99H17V97H15ZM30 98H31V96H30ZM152 98V97H151ZM160 98V97H159ZM170 98H172V97H170ZM2 99H3V96H2ZM13 99V98H12ZM148 98L146 97V100H147ZM166 99V98H165ZM175 99H178V98H175ZM174 99V100H175ZM182 99H184V98H182ZM187 99H189V98H187ZM25 100V99H24ZM149 100H150V97H149ZM153 100H154V98H153ZM180 100V99H179ZM2 101V100H1ZM0 101V102H1ZM4 101H6L5 99H4ZM3 101V102H4ZM8 101V100H7ZM11 100H9L8 102H10ZM15 101V100H14ZM156 101V100H155ZM167 101H168V99H167ZM171 101V100H170ZM185 101V100H184ZM190 101V100H189ZM194 101V100H193ZM7 102V103H8ZM11 102H13V100L11 101ZM148 102V101H147ZM147 102H145V103H147ZM150 102V101H149ZM157 102V101H156ZM195 102V101H194ZM28 103H29V101H28ZM155 103V102H154ZM158 103V102H157ZM196 103V102H195ZM9 104V103H8ZM20 104V105H19ZM156 104V103H155ZM154 104V105H155ZM200 104V103H199ZM191 106H193V104L191 103L190 104ZM194 105H197V104H194ZM9 106H10V104H9ZM26 106V105H25ZM30 106V107H31ZM90 106V105H89ZM5 107H7L6 105H4L3 106V108H5ZM97 107V108H98ZM148 107V106H147ZM195 107V106H194ZM1 109H3L2 107H0ZM9 108V109H10ZM155 108V107H154ZM190 108H192V107H190ZM201 108V107H200ZM6 109V108H5ZM9 109L7 108V110H8V112H9ZM96 109V108H95ZM144 109V110H143ZM193 109V108H192ZM4 110V109H3ZM3 110H1V112H0V114L2 113V111ZM11 110V109H10ZM98 110H101V109H98ZM198 110V109H197ZM5 111V110H4ZM13 111V110H12ZM12 111H10V112H12ZM28 111H29V113H28ZM74 111H76L75 113H74ZM112 111H114L113 113H112ZM160 111H161V109H160ZM97 112V111H96ZM104 111H103V113H105ZM148 112V111H147ZM5 113H7V112H5ZM112 113V114H111ZM117 113V112H116ZM142 113V114H143ZM9 114V116H11L10 115V113H8ZM13 114V115H14ZM69 114H71L69 117L67 116V115ZM97 114V113H96ZM101 114H100V116H101ZM117 114V115H118ZM145 114V113H144ZM2 115V114H1ZM1 115H0V117H1ZM3 115L5 116V114L3 113ZM12 115V116H13ZM22 115V116H21ZM106 117H105V116ZM116 115V116H117ZM137 115H139V117L137 116ZM189 115V114H188ZM4 116H2V118H4ZM12 116L10 117V118H12ZM61 116V115H60ZM63 116V115H62ZM78 116H80V117H78ZM99 116V115H98ZM100 116L98 117V118H100ZM103 116L105 117V118H103ZM157 116V115H156ZM7 117V114H6V116H5V118L4 119H7L6 118ZM27 117L24 119V120H26L27 119ZM52 117H54V115L52 116ZM51 117V118H52ZM153 117H154V115H153ZM10 118H9V121H10ZM55 118V117H54ZM95 118H97L96 116H95ZM4 119H3V121H4ZM21 120V121H24V120ZM76 119H74V120H76ZM159 119V118H158ZM29 120H27V121H29ZM46 120H47V118H46ZM56 120V119H55ZM54 120V121H55ZM94 120V119H93ZM98 120V119H97ZM105 120H106V123H105V125H109L108 127H105V125H104V122H105ZM3 121H1L0 120V122H3ZM6 121V120H5ZM12 122H14L13 120H11ZM49 121H51V119L49 120ZM95 121V120H94ZM11 122V123H12ZM18 122H20V121H18ZM18 122H17V124H18ZM62 122V121H61ZM79 122V123H80ZM7 123H9L8 122V119H7ZM23 123V122H22ZM43 123H44V121H43ZM46 123H49L48 121L46 122ZM53 123V121H51L50 122V124H52ZM60 123V122H59ZM64 123V122H63ZM80 123V124H81ZM110 123V124H109ZM3 124H6L5 122H3ZM14 124H16V123H14ZM25 124V123H24ZM30 124V123H29ZM45 124V123H44ZM44 124H42L43 125V127L45 128V125ZM124 124V123H123ZM0 125H2V124H0ZM7 125V124H6ZM18 125H20V124H18ZM23 125V124H22ZM21 125V126H22ZM33 125H32V127H33ZM64 125V126H65ZM75 125V124H74ZM73 125V126H74ZM115 125V124H114ZM113 125V126H114ZM121 125V124H120ZM5 126V125H4ZM9 126H13V125H10V123H9ZM17 126V125H16ZM15 126V127H16ZM113 126H111V128H113ZM118 126V125H117ZM122 126V125H121ZM125 126V125H124ZM165 126V125H164ZM3 127V126H2ZM2 127H0L2 130L4 129V131H5V129L6 128H2ZM7 127V126H6ZM24 127H25V125H24ZM31 127V126H30ZM29 127V128H30ZM48 127H50V125H48ZM78 127V126H77ZM83 127V126H82ZM116 127V126H115ZM126 127V126H125ZM170 127V126H169ZM23 128V127H22ZM34 128V127H33ZM39 128H41V129H44V128H42L41 126L40 127H38L37 129L39 130ZM76 128V127H75ZM117 128V127H116ZM121 128V127H120ZM165 128H167L166 126H165ZM173 128V127H172ZM182 128V127H181ZM8 129H10V127L8 128ZM12 129V128H11ZM36 129V131H38ZM40 129V130H41ZM47 129V128H46ZM73 128H68V129H66L65 130V133H66V135L67 136H70V137H72V136H76L75 134V132L77 131H75L74 133H72L73 132V130H72ZM122 129V128H121ZM125 129V128H124ZM169 129H171V128H169ZM174 129H176V128H174ZM178 129V128H177ZM172 130V131H170L171 133L170 134H168V135H166V138H167V136L170 138V139H178V141H179V139L181 138V136L183 135V132L180 130ZM2 130H1V132H2ZM26 130V129H25ZM30 130V129H29ZM33 129L31 128V131H32ZM48 130H49V128H48ZM123 130V129H122ZM126 130V129H125ZM124 130V131H125ZM6 131H7V129H6ZM45 131V130H44ZM47 131V130H46ZM45 131V132H46ZM127 131H129V130H127ZM130 131H131V129H130ZM168 131V130H167ZM166 131V132H167ZM19 132V131H18ZM27 132H29V131H27ZM42 132H43V130H41V132L40 131H38V133H40V135L42 134ZM44 132V134L45 135H42V137L41 138H44L45 139V137H46V133L47 132H49V131H47L46 133ZM123 132V131H122ZM169 132V131H168ZM184 132H186V131H184ZM189 132V131H188ZM23 133H24V131H23ZM23 133H21V130H20V134L22 135ZM32 133V132H31ZM33 133H34V135H35V129H34V131H33ZM64 133V132H63ZM125 133H126V131H125ZM130 133V132H129ZM2 134H3V132H2ZM5 134V133H4ZM7 134V133H6ZM8 134H9V136L12 134V130H11V134L8 132ZM37 134V133H36ZM50 134H51V132H50ZM151 134V133H150ZM167 134V133H166ZM191 134V133H190ZM14 136H15V134H13ZM25 135H26V132H25ZM30 135H32V134H30ZM48 135H49V133H48ZM62 135V134H61ZM64 135V134H63ZM128 135H130V134H128ZM186 135V134H185ZM184 135V136H185ZM7 136V135H6ZM9 136H8V138H6V139H8L9 141H11V140H13V138H14V140L15 139H17L18 138V136H16L17 138H15L14 136H12L13 138L11 139V136H10V139H9ZM50 136V135H49ZM48 136V137H49ZM54 135H53V133H52V137H53ZM57 136H59V135H57ZM65 136V135H64ZM64 136H61V137H63L64 138ZM78 136H79V134H78ZM160 136V135H159ZM164 136V135H163ZM1 137V136H0ZM3 137H4V135H3ZM2 137V138H3ZM22 137V136H21ZM20 136H19V138H21ZM32 136H30V138H31ZM33 137H35V136H33ZM38 137V135L36 136V138ZM40 137H38V139L40 138ZM56 137V136H55ZM180 137V138H179ZM186 137V136H185ZM18 138V140H19V142L21 141V140H23V138H25V140H27V138L25 137V136H23L22 137V139L20 140ZM54 138V137H53ZM52 138V139H53ZM67 138V137H66ZM132 138V137H131ZM135 138V137H134ZM158 138H160V137H158ZM162 138H164V137H162ZM166 138L164 139V140H166ZM5 139V140H6ZM37 139V140H38ZM43 139V140H44ZM48 139V138H47ZM169 139V140H170ZM194 139H195V137H194ZM4 140V141H5ZM7 140V141H8ZM24 140V141H25ZM33 140V143L35 142H37V140H35L34 141V138H32L31 139V141ZM54 140H55V138H54ZM53 140V142L52 141H50V142H52V143H54V142H56V141H54ZM57 140V139H56ZM66 140V139H65ZM70 140H73V139H70ZM134 140H136V138L134 139ZM160 140V139H159ZM169 140H168V142H169ZM182 140V139H181ZM180 140V141H181ZM188 140V139H187ZM39 141V140H38ZM40 141H42V140H40ZM61 141L63 142V140L61 139ZM67 141H69V140H67ZM79 141V140H78ZM120 141V140H119ZM121 141H122V137H121ZM18 142V141H17ZM18 142V143H19ZM44 142V141H43ZM47 142V141H46ZM45 142V143H46ZM66 142V141H65ZM73 142V141H72ZM75 142V141H74ZM158 142V141H157ZM164 142V141H163ZM177 142V141H176ZM2 143V142H1ZM8 143H10V142H8ZM12 143V142H11ZM13 143H14V141H13ZM21 143V142H20ZM19 143V144H20ZM22 143H23V141H22ZM24 143H26V145L28 146V143H27V141H25ZM32 143V142H31ZM32 143V144H33ZM38 143V142H37ZM64 143V142H63ZM125 143V142H124ZM123 143V144H124ZM160 143V142H159ZM159 143H158V145H159ZM172 143V142H171ZM174 143V142H173ZM18 144V145H19ZM32 144H31V146H32ZM61 144V143H60ZM60 144H58V146L60 145ZM71 144V142H69V145ZM114 144V145H113ZM3 145V144H2ZM9 145L10 144H8V147H9ZM15 145H17V144H15ZM15 145H14V147H15ZM17 145V146H18ZM24 145V144H23ZM25 145V146H26ZM35 145V144H34ZM46 145V144H45ZM57 145V144H56ZM67 145H68V143H67ZM75 145V144H74ZM80 145H82V144H80ZM127 145V144H126ZM13 146V144L11 145V147ZM21 146V145H20ZM19 146V147H20ZM30 146V145H29ZM28 146V147H29ZM37 146V145H36ZM41 146V145H40ZM47 146V145H46ZM55 146V145H54ZM54 146H52L53 148H54ZM76 146V145H75ZM78 146V145H77ZM166 145H165V143H162V141H161V143H160V145H159V148L158 149H162L161 151H163V149H166V148H164ZM171 146V145H170ZM199 146V145H198ZM10 147V148H11ZM13 147V149H16V148H14ZM22 147V146H21ZM60 147H61V145H60ZM59 147V148H60ZM69 147H71V145L69 146ZM68 147V148H69ZM82 147V146H81ZM115 147H117V146H115ZM155 147V146H154ZM6 148V147H5ZM24 148V147H23ZM33 148H34V146H33ZM37 148V147H36ZM41 149V147H39V145H38V150L40 151V152H42L40 149ZM67 148V149H68ZM80 148V147H79ZM9 149V148H8ZM19 149V148H18ZM25 149V148H24ZM29 149H31V147H29ZM28 148H27V150H29ZM52 149V148H51ZM56 149V148H55ZM55 149H53V152L55 151ZM64 149H66V148H64ZM66 149V150H67ZM84 149V148H83ZM123 149H125V148H123ZM126 149H127V147H126ZM129 149V148H128ZM168 149V148H167ZM7 150V149H6ZM11 150H12V148H11ZM35 151H36V154L38 153L37 151L38 150H36V149H34ZM44 150V149H43ZM115 150V149H114ZM118 150V149H117ZM117 150H115V151H117ZM14 151H17V150H14ZM21 151V150H20ZM23 151H25V150H23ZM61 151H62V149H61ZM74 151V150H73ZM121 151V150H120ZM137 151V150H136ZM156 151H157V148H156ZM164 151H166V150H164ZM2 152H4L5 153V151H2ZM18 152H19V150H18ZM30 152V151H29ZM31 152H33V151H31ZM58 152H60L59 150H58ZM65 152V151H64ZM71 152V149H70V151L68 152V154ZM75 152V151H74ZM83 151H81L80 153H82ZM118 152V151H117ZM127 152V151H126ZM177 152V151H176ZM3 153V154H4ZM7 153H9V151L7 152ZM13 153V152H12ZM21 153V152H20ZM19 153V154H20ZM44 153V155H45V152H43ZM52 153V152H51ZM63 153V152H62ZM61 153V154H62ZM66 153V152H65ZM158 153V152H157ZM6 154V153H5ZM4 154V155H5ZM10 154H11V152H10ZM26 154V153H25ZM31 154V153H30ZM39 154V153H38ZM60 154V153H59ZM73 154V153H72ZM77 154H78V152H77ZM11 155H13V154H11ZM15 155H16V152H15ZM14 155V156H15ZM18 155V154H17ZM24 154H22V156H23ZM34 155V152H33V154L31 155V156H33ZM48 155V154H47ZM46 155V156H47ZM56 155H57V153H56ZM79 156H80V154H78ZM118 155V154H117ZM121 155V154H120ZM124 155V154H123ZM19 156H21V155H19ZM25 156V155H24ZM23 156V157H24ZM28 155H26V157H27ZM45 156V157H46ZM49 156V155H48ZM58 156V155H57ZM76 156V155H75ZM81 156H82V154H81ZM122 156V155H121ZM176 156V155H175ZM6 157H7V155H6ZM16 157V156H15ZM39 157V156H38ZM43 157V155L41 156V157H39V159L40 158H42ZM44 157V159H46ZM50 157H51V154H50ZM83 157V156H82ZM122 157H125V156H122ZM1 158H3L2 159V162H3V160H4V157H1ZM1 158H0V160H1ZM12 158V157H11ZM10 158V159H11ZM20 158V157H19ZM31 158V157H30ZM54 158V157H53ZM56 158L57 157H55V160H56ZM8 159V158H7ZM6 159V160H7ZM16 159V158H15ZM34 159V158H33ZM43 159V158H42ZM41 159V161H44L45 162V160H42ZM116 159H118V157L116 158ZM173 159V158H172ZM17 160V159H16ZM23 160V162H24V159H22ZM28 160V159H27ZM37 160H38V158H37ZM48 160V159H47ZM121 160H122V158H121ZM5 161V160H4ZM8 161H9V159H8ZM15 161V160H14ZM18 161V160H17ZM30 161V160H29ZM49 161V160H48ZM123 161V160H122ZM1 162V161H0ZM6 162V161H5ZM5 162H3V163H5ZM11 162H12V159H11ZM28 162V161H27ZM31 162V161H30ZM38 162V161H37ZM56 162V161H55ZM2 163V164H3ZM7 163V162H6ZM13 163V162H12ZM17 163V162H16ZM26 163V162H25ZM29 163V162H28ZM34 163V162H33ZM32 163V164H33ZM45 163H47V162H45ZM1 164V165H2ZM19 164V166H20V164L21 163H18ZM18 164H16V165H18ZM35 164V163H34ZM126 164H127V162H126ZM167 164V163H166ZM15 165V162L13 163V166ZM15 165V166H16ZM30 165V163L28 164V165H26V167L27 166H29ZM19 166H17L16 168H18L19 169ZM23 166V165H22ZM48 166H50L49 165V163H48ZM116 166V165H115ZM114 166V167H115ZM121 166V165H120ZM127 166H128V164H127ZM6 167H9V166H6ZM12 167V166H11ZM10 167V168H11ZM113 167V166H112ZM116 167H118V166H116ZM173 167V166H172ZM1 168V167H0ZM10 168H8V170L10 169ZM16 168H15V173H14V171L12 172L11 171V169L13 170L14 169V167L13 168H11L10 169V171H11V174L13 173V174H17L16 172ZM23 168V167H22ZM21 167H20V169L22 170V172H23V169H22ZM30 168V167H29ZM28 168V169H29ZM47 168V167H46ZM3 169H4V165H3ZM19 169V176L21 175V170ZM27 169V168H26ZM27 169V170H28ZM113 169V168H112ZM111 169V170H112ZM118 169V168H117ZM0 170H2V169H0ZM7 170V172H9ZM24 170H25V168H24ZM54 170V171H55ZM128 170V169H127ZM170 170V169H169ZM4 171V170H3ZM3 171H0V176H1V173L3 172ZM6 171V170H5ZM4 171V172H5ZM51 171H52V169H51ZM113 171V170H112ZM136 171V170H135ZM21 172V173H20ZM25 172V171H24ZM28 172V171H27ZM30 172V171H29ZM28 172V173H29ZM46 173V172H45ZM50 173H52V172H50ZM4 174V173H3ZM8 174H10V173H8ZM23 174V173H22ZM25 174H26V172H25ZM24 174V175H25ZM110 174V173H109ZM7 175V174H6ZM23 175V176H24ZM51 175V174H50ZM53 175V174H52ZM113 175V174H112ZM5 176V175H4ZM12 177H14L13 175H11ZM16 176V175H15ZM27 176V175H26ZM25 176V177H26ZM43 176V175H42ZM41 176V177H42ZM45 176H47L46 174H45ZM75 176H73V177H75ZM109 176V175H108ZM175 176V175H174ZM7 177H9L10 178V176H8L7 175ZM17 177H18V175H17ZM20 177H22V176H20ZM25 177H24V179H25ZM28 177V176H27ZM30 177V176H29ZM40 177V176H39ZM50 177H52V176H50ZM56 177V176H55ZM62 177V176H61ZM60 177V178H61ZM67 177H69V176H67ZM106 177H107V175H106ZM1 178V180H2V177H0ZM4 178V177H3ZM44 178V177H43ZM57 178V177H56ZM76 178V177H75ZM80 178V180H82ZM125 178V177H124ZM128 178V177H127ZM14 179V178H13ZM22 179V178H21ZM34 179V178H33ZM42 179V178H41ZM55 179V178H54ZM53 179V180H54ZM65 179V178H64ZM69 179V178H68ZM79 179V178H78ZM134 179V178H133ZM137 179V178H136ZM5 180H7L6 178H5ZM9 181H10V179H8ZM7 180V181H8ZM12 180V179H11ZM15 180H17V184H18V182H21V180L20 181H18V179H15ZM49 180V179H48ZM59 180V179H58ZM62 180V179H61ZM60 180V181H61ZM71 180V179H70ZM139 180V179H138ZM4 181V180H3ZM6 181V182H7ZM8 181V182H9ZM23 181V180H22ZM30 181V180H29ZM37 181H39V180H37ZM43 181H46V180H43ZM82 181V182H83ZM1 182V181H0ZM5 182V181H4ZM11 182V181H10ZM15 182V181H14ZM28 182V181H27ZM41 182V181H40ZM47 182V181H46ZM51 182H52V180H51ZM2 183V182H1ZM26 183V182H25ZM34 183V182H33ZM32 183V184H33ZM38 183V182H37ZM58 183V182H57ZM107 183V182H106ZM5 184V183H4ZM9 184V183H8ZM12 184V183H11ZM22 184V183H21ZM36 184V183H35ZM40 184L41 183H39L38 185L40 186ZM75 184V183H74ZM105 184V183H104ZM2 185H3V183H2ZM1 185V186H2ZM13 185H15L16 187H17V185L15 184V183H13ZM25 186L27 185V183L26 184H24ZM28 185H29V183H28ZM37 185V184H36ZM60 185H61V183H60ZM83 185V184H82ZM88 185V186H87ZM98 185V186H99ZM126 185V184H125ZM131 185V184H130ZM5 186V185H4ZM6 186H8L7 184H6ZM10 186V185H9ZM24 186V187H25ZM59 186V185H58ZM63 186V185H62ZM61 186V187H62ZM103 186V185H102ZM116 186V185H115ZM127 186V185H126ZM125 186V187H126ZM3 187V186H2ZM1 187V188H2ZM14 187V186H13ZM71 187V186H70ZM74 187V186H73ZM83 187V186H82ZM82 187H81V189H82ZM106 187V186H105ZM130 187H132V185L130 186ZM137 187V186H136ZM135 187V188H136ZM8 188V187H7ZM85 188L84 189H82L83 191L85 190ZM134 188V187H133ZM3 190H4V187L2 188ZM6 189V188H5ZM17 189V188H16ZM22 189V188H21ZM42 189V188H41ZM97 189H99V187H97ZM127 189V188H126ZM132 189V188H131ZM25 191H27V194L29 193V194H31L32 195V193H30V191L29 190H27L26 188L24 189ZM50 190V189H49ZM62 189H60V191H61ZM67 190V189H66ZM79 190V189H78ZM96 190V189H95ZM139 190V189H138ZM71 191V190H70ZM81 191V190H80ZM80 191L78 192V193H80ZM83 191H81V192H83ZM89 191V190H88ZM101 191V189H99L98 190V194H99V192ZM129 191H130V189H129ZM4 192V191H3ZM32 192V191H31ZM42 192V191H41ZM90 192H91V190H90ZM93 192V191H92ZM124 192V191H123ZM13 193H14V190H13ZM15 193H17V191L15 192ZM67 193V192H66ZM95 193H97V192H95ZM101 193V192H100ZM114 193V192H113ZM135 193V192H134ZM5 194V193H4ZM18 194V193H17ZM26 193H24V195H25ZM47 194V193H46ZM65 194V193H64ZM77 194V193H76ZM85 194V193H84ZM97 194V195H98ZM31 195H30V197H31ZM60 195V194H59ZM58 195V196H59ZM65 195H67V194H65ZM79 195V194H78ZM89 195V194H88ZM87 195V196H88ZM101 195H102V193H101ZM126 195H128V194H126ZM130 195V194H129ZM58 196H56V197H58ZM77 196V195H76ZM119 196V195H118ZM125 196V195H124ZM29 197V198H30ZM42 197V196H41ZM40 197V198H41ZM50 197V196H49ZM62 197V196H61ZM74 196H72V198H73ZM79 197V196H78ZM28 198V197H27ZM37 198H39V197H37ZM36 198V199H37ZM64 198H67L66 196L64 197ZM70 198V197H69ZM74 198H76V197H74ZM118 198V197H117ZM3 199H4V197H3ZM36 199L34 198L33 200H34V202H36ZM42 199V198H41ZM48 199V198H47ZM55 199V198H54ZM93 199V198H92ZM103 199V198H102ZM29 200V199H28ZM52 200V199H51ZM61 200V199H60ZM65 200V199H64ZM70 200V199H69ZM128 200V199H127ZM5 201V200H4ZM39 201H40V199H39ZM49 201V200H48ZM54 201V200H53ZM55 201H56V199H55ZM63 201V200H62ZM122 201V200H121ZM23 202V201H22ZM33 202V201H32ZM70 202H72V199H71V201ZM75 202V201H74ZM74 202H72V203H74ZM76 202H77V200H76ZM41 203V202H40ZM39 203V204H40ZM61 203L62 202H60V201H56V202H53V203H50V204H46L44 207H42V208H39L38 210H37V212H35V213H37V216H38V218H39V226H38V228H36L35 227V229H37L36 231H35V233H36V239L37 240H35V241H38V240H44L43 242H45V238H47L48 239V237L47 236H49V234L51 233V231H53V230H55V229H57V230H59L57 233H59V235L61 234L62 235V233H67V232H69V231H71V229L75 226V224H76V222H77V220L75 219L76 218V216H75V218L73 217V219L74 220H72V219H70L71 221L69 222V224L68 225H64V223H65V221H66V219L67 218H69V215H70V213H71V211H69V209H67L66 208V206H64L65 205V203H62L63 205H61ZM77 203H79V202H77ZM93 203H95L94 201H93ZM99 203V202H98ZM14 204V203H13ZM34 204V203H33ZM37 204H38V202H37ZM44 204V203H43ZM42 204V205H43ZM81 204V203H80ZM84 204V203H83ZM86 204V203H85ZM100 204V203H99ZM99 204H98V206H99ZM12 205V204H11ZM41 205V204H40ZM69 205V204H68ZM70 205H71V203H70ZM90 205V204H89ZM92 205V204H91ZM96 206H97V204H95ZM81 206V205H80ZM100 206H101V204H100ZM99 206V207H100ZM34 207V206H33ZM37 207V206H36ZM67 207H70V206H67ZM72 207H73V205H72ZM75 207V206H74ZM83 207H85L84 205H83ZM38 208V207H37ZM80 208H82V207H80ZM102 208V207H101ZM13 209V208H12ZM17 209V208H16ZM15 209V210H16ZM19 209V208H18ZM30 209H31V207H30ZM34 209V208H33ZM75 209V208H74ZM84 208H82V210H83ZM98 209V208H97ZM71 210V209H70ZM77 210V209H76ZM84 210H86V209H84ZM101 210V209H100ZM10 211H12V210H10ZM17 211V210H16ZM30 211V210H29ZM28 211V212H29ZM79 211V210H78ZM15 211L13 210V213H14ZM19 213H20V211H18ZM80 212H81V210H80ZM83 212V211H82ZM135 212V211H134ZM13 213H11V214H13ZM16 213V212H15ZM18 213V216L20 215ZM27 213V212H26ZM34 213V214H35ZM76 213V212H75ZM29 214V213H28ZM27 214V215H28ZM72 214V213H71ZM129 214V213H128ZM5 215V214H4ZM14 215V214H13ZM16 215V214H15ZM25 215V214H24ZM79 215V214H78ZM132 215V214H131ZM21 216V215H20ZM19 216V217H20ZM26 216V215H25ZM74 216V215H73ZM14 217H16V216H13V218ZM71 218H72V215L70 216ZM2 218L3 217H1V219H0V249H3V248H7V249H10V250H8L7 251V253L6 252H4V251H2V252H4V253H2V254H8L9 255V253H10V251H12L11 249H14L15 247H18V250L20 251V254L21 255H23L24 256V260L22 261V264H55V263H57V260H58V256L60 255V248H58L59 246H60V242L58 243L59 244V246H55L54 244H56V243H54V241H53V243L52 244H48V242H47V240H46V244H41V243H38V242H36V243H38V244H34V243H30L29 241H27L26 239L27 238H25L24 236V238H25V240L27 241V242H29L30 243V245L28 244V243H24V242H21V241H23V240H19V238L17 237V231H16V229H18V228H14V227H16L17 226V224L15 225V226H13V222H12V224H10V222H11V220L12 219H9V224L7 223V220H8V218L7 219H5V220H2ZM21 218V217H20ZM23 218H25V217H23ZM26 218H28V217H26ZM34 218H36L35 216H34ZM16 219V218H15ZM22 219V218H21ZM128 219V218H127ZM34 220V219H33ZM6 221V222H5ZM14 221V220H13ZM19 221V220H18ZM26 221H29V220H26ZM68 222V221H67ZM66 222V223H67ZM143 222V221H142ZM15 223V222H14ZM32 223V222H31ZM35 224V223H34ZM37 224V223H36ZM35 224V225H36ZM64 225V226H63ZM19 227L20 226H22V223H21V225H18ZM31 226H32V224H31ZM80 226V225H79ZM27 227L28 228H30L31 229V227H29L28 225H27ZM33 227H34V225H33ZM22 228V227H21ZM19 229V230H21L22 231V229ZM24 229H25V231H26V227L24 226ZM74 229V228H73ZM77 229V228H76ZM18 230V231H19ZM28 231V230H27ZM121 231V230H120ZM28 232H30V230L28 231ZM32 233H34L33 231H31ZM30 232V234H32ZM50 232V233H49ZM55 232V231H54ZM118 232V231H117ZM26 233V232H25ZM71 233H74V232H71ZM113 234V233H112ZM19 235V234H18ZM22 235V234H21ZM20 235V236H21ZM29 234H27V236H28ZM34 234H32V236H33ZM57 236L58 238L57 239H60V241H61V236ZM66 235V234H65ZM30 237H31V235H29ZM28 236V237H29ZM63 236H64V234H63ZM71 236V235H70ZM69 236V237H70ZM73 236V235H72ZM139 236V235H138ZM22 237V239H24ZM29 237V238H30ZM51 237H54V235L53 236H51ZM50 237V238H51ZM121 237V236H120ZM124 237H125V235H124ZM34 239H35V236L33 237ZM55 238H56V234H55ZM55 238H52L53 240H56L57 241V239H55ZM137 238V237H136ZM32 239V238H31ZM40 240V241H41ZM49 240H51V239H49ZM100 240V239H99ZM129 240V239H128ZM32 241H33V239H32ZM34 241V242H35ZM39 241V242H40ZM55 241V242H56ZM42 242V241H41ZM50 242V241H49ZM101 242H103V240L101 241ZM32 244V245H31ZM61 244H64L63 243V241L61 242ZM83 244V243H82ZM113 244V243H112ZM67 245V244H66ZM63 246V245H62ZM98 246H99V244H98ZM97 246V247H98ZM62 248V247H61ZM65 248V247H64ZM63 248V249H64ZM86 248V247H85ZM152 248V247H151ZM62 249V250H63ZM14 250H16V249H14ZM18 250H16V251H12V253L13 252H17ZM63 252V251H62ZM93 253V252H92ZM19 254V255H20ZM18 255V256H19ZM20 255V256H21ZM10 255L9 256H7V257H2V255H0V264H15V262L14 261H12V260H14L13 258H11V260H10ZM12 257V256H11ZM131 257V256H130ZM97 259V258H96ZM95 260V259H94ZM15 261H16V259H15ZM19 261V260H18ZM16 264H19V263H16ZM21 264V263H20Z\"/></svg>", "mask_w": 264, "mask_h": 264}]
</instances>
